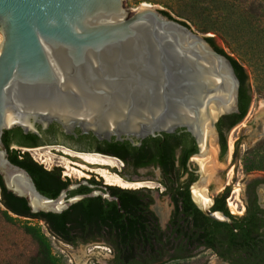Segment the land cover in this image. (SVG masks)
<instances>
[{"label": "water", "instance_id": "1", "mask_svg": "<svg viewBox=\"0 0 264 264\" xmlns=\"http://www.w3.org/2000/svg\"><path fill=\"white\" fill-rule=\"evenodd\" d=\"M0 34V178L30 214H60L99 194L119 201L96 191L66 197L78 185L54 199L41 195L9 161L5 131L39 136L38 126L56 124L67 135L109 141L187 128L198 148L191 200L206 217L231 224L211 210L210 195L226 157L215 124L238 113L240 83L205 34L155 7L134 9V0H0Z\"/></svg>", "mask_w": 264, "mask_h": 264}, {"label": "trees", "instance_id": "2", "mask_svg": "<svg viewBox=\"0 0 264 264\" xmlns=\"http://www.w3.org/2000/svg\"><path fill=\"white\" fill-rule=\"evenodd\" d=\"M178 1L181 8L175 14L185 20H191L193 23L195 22L193 18L195 9H202L204 1L208 4V0ZM255 2L264 4V0L244 1L251 6L255 5ZM160 11L172 18L166 11ZM207 14L208 12L205 10L198 26H214L207 19L209 17ZM221 16L226 22L233 25L240 23L242 26H255L257 23H261L264 18L262 12L252 16L246 12H242L238 16L222 13ZM179 22L188 26L184 21ZM202 31L210 32L212 30L204 28ZM205 39L217 52L226 56L234 68L240 83L239 108L241 113L237 120L241 119L247 112L251 100L248 74L233 58L227 56L214 45L213 37H206ZM262 81L264 83V77ZM13 138L36 139V135L23 134L20 128L5 131L2 142L8 151V159L14 165L28 172L41 195L51 199L57 194L59 195L61 191L48 192L51 188L59 187L62 184L53 173L43 171L41 165L34 162L28 154L22 155L19 150H9ZM93 139L95 138L93 137ZM222 151L223 154L226 152V144H224ZM257 157L259 158L258 164L264 161V154L260 155L257 152L253 154L254 160L250 162L254 163ZM148 163L142 162L139 165H147ZM261 167L264 168V165ZM261 182L264 181L261 180ZM112 190L109 196L117 198L119 205L115 200L110 201L99 195L85 198L60 214L39 213L32 215L29 213L25 200L7 192L0 178V224L6 231L4 237L8 236V233L12 235L14 231L20 232L21 236L27 238L35 246V250L31 253H14L13 248L16 246V242L21 243L22 241L5 237L7 239L4 241L9 243L8 250L6 248L0 250V264H61L58 259L51 256L47 239L36 232L38 230L19 224L13 216L44 221L46 230L52 237L72 246L78 243L102 242L114 252V259L111 264L149 263L167 255L169 249L174 247L175 241L179 239L180 245L184 244V246L193 241L204 242L208 247L216 244V247L213 248L214 251L218 252V256L222 260L230 261V264H264V232L260 231L261 224L256 222L257 214L264 213L256 206L252 209L247 208L243 216L235 217L228 212L224 203L221 206L216 205L214 209L228 217L231 221L229 224L211 220L193 204L196 211L194 226L187 227L186 223L185 227L180 226L178 229H173L172 234L176 233L173 238L172 234H167L158 227L156 218L146 209L144 200L148 198V195L143 189L122 190L113 188ZM78 192L86 194L88 189L84 186ZM188 255L190 254L185 256L183 254L171 255V259H185Z\"/></svg>", "mask_w": 264, "mask_h": 264}, {"label": "rangeland", "instance_id": "3", "mask_svg": "<svg viewBox=\"0 0 264 264\" xmlns=\"http://www.w3.org/2000/svg\"><path fill=\"white\" fill-rule=\"evenodd\" d=\"M245 0H208V4L202 3V9H195L194 20H185L178 17L175 12L179 10L180 2L178 0H134V9L140 6H151L159 10L166 11L172 18L178 21H184L189 28L198 34H205V37H213L214 45L221 49L227 56L233 58L241 65L248 74V84L250 87V104L246 115L240 125L230 130L226 135V157L223 164L221 175L216 179L217 183H213V196L218 191V188L227 183L230 188L227 196L231 199L225 200V206L229 213L235 217H240L244 214V187L246 182L253 178H259L264 181V161L258 164L259 158L254 160L253 154H264V115L260 114L261 102L264 100V18L261 23L255 26H242L239 24H231L223 20L222 13L225 15L236 14L238 16L242 12L248 15L262 14L264 15V4L255 2V5L244 3ZM219 2V3H217ZM222 3V4H221ZM205 7H207L205 9ZM208 12V20L214 26H198L203 18V12ZM196 22H199L196 24ZM208 28L212 31L203 32L202 29ZM2 34H0V42ZM19 150V152H27L31 159L43 168L52 169L59 168L61 172L68 174L66 179L74 185L79 179V175L74 170L81 173L89 174L84 169L72 165L69 162L79 163L77 160H67L65 155L71 153L65 150V155L61 152H56L47 147L37 148H17L16 146L9 147L11 150ZM49 151V152H48ZM69 151V152H68ZM63 157V158H62ZM199 159V158H197ZM197 161V160H196ZM85 166V164H81ZM259 165V166H258ZM261 165V166H260ZM57 166V167H56ZM61 166H65L61 167ZM87 167V166H85ZM67 168V169H66ZM73 168V170H71ZM154 177L158 178V170H151ZM62 176V175H61ZM98 179L104 183V180ZM146 189L151 191L154 204L153 208L158 214L162 225L165 224V216L170 206L167 197L158 196V191L162 188L157 181L147 183ZM135 187L140 185H134ZM226 187V186H225ZM141 188V187H139ZM264 188V182H263ZM224 190V189H223ZM221 190L218 194H220ZM261 200L264 199L263 190L259 189ZM229 200V201H228ZM227 201L231 203L228 206ZM19 224L27 225L42 234L48 241L51 256L58 259L61 264H111L112 254L109 248L96 242L78 243L74 246L68 245L54 237L46 230L42 220L35 218L16 217ZM5 229L0 224V250L6 248L8 250L7 238H14L16 246L13 248L14 253H31L35 250L34 244L30 243L27 238L21 236L20 232H12V235L5 236ZM12 236V237H9ZM5 238V239H4ZM165 264H226L220 260L213 251L203 250L194 252L188 255L187 258L167 262Z\"/></svg>", "mask_w": 264, "mask_h": 264}, {"label": "flooded vegetation", "instance_id": "4", "mask_svg": "<svg viewBox=\"0 0 264 264\" xmlns=\"http://www.w3.org/2000/svg\"><path fill=\"white\" fill-rule=\"evenodd\" d=\"M240 113L241 110L239 108L238 93V113L223 116L215 124L220 148V156L223 155L222 150L224 144H226L227 133L240 125L246 115L245 113L241 119L237 120ZM37 128L39 136H36V139L13 138L12 145H10V147L16 146L17 148L23 149L47 147L55 150L56 152H61L63 155H65V151L63 149L69 150L73 154H81V152H86L88 154L96 153L92 155H98L115 161V165L113 167L96 168L98 170H105L108 174L115 176L121 182L127 184L126 187H123L118 184H107L105 181L102 183L98 177L101 179L103 178L96 173V171H94L96 169L93 170L94 172H92L91 169H87L86 172L89 174L84 175V177L82 176V179L78 180V182L74 184L78 186L73 190L67 191L66 197L86 195L92 191L110 195L113 188L122 190L143 189L148 195V198L144 200L146 209L156 218V224L162 231L167 234H172L173 229H178L180 226L185 227L186 223L188 225L187 227L194 226L196 211L190 196V186L199 178V175L196 173V165L190 161V158L198 152V148L194 135L187 128H176L173 132H162L155 137L148 136L139 140H129L125 138L122 140H116L112 137L109 141L93 139L91 135H82L77 130H74L73 135H67L56 124H50L44 130L39 126ZM11 150H13V148H11ZM24 153L28 154L27 152H20L22 155ZM65 156L68 157L65 158L67 160H76L69 155ZM142 162L149 163L147 165H139V163ZM61 167L65 168V166ZM41 168L45 172L53 173V175L58 178L59 182L62 183L59 187L51 188L48 192L51 193L56 190L60 192L71 185V181L64 178L67 177L68 174L64 172L62 173L59 168L46 169L42 166ZM154 168L158 170V178L154 177L151 172ZM71 170H73V168H71ZM80 178L81 177H79V179ZM261 180L262 179L259 178H253L246 182L243 198L244 214L246 213L247 208L252 209L254 206L264 213V199L261 200L258 192L259 189H262L264 194L263 183ZM155 181H157L162 187L158 191V196L167 197L168 204L170 206V209L165 216L164 225L161 224L158 214L153 208L154 200L151 196V191L145 188L148 187L146 185L147 183H153ZM82 182H85L86 184H81ZM134 185L140 186L135 187ZM227 185L228 184L225 183L224 186L220 187L221 189L218 188L215 196L210 195L214 200L211 210H216L214 207L216 205L221 206L222 203H224L225 206V200L231 199V196H227L230 190ZM84 186L88 189V193H79L78 190H81ZM221 190L223 191L218 194ZM56 196L54 198H56ZM228 201L227 204L229 203ZM256 222L261 224L262 227L260 231L264 232V214H257ZM172 235L174 238L176 233H173ZM95 242L103 244L102 242ZM214 247H216V244L212 247H208V245L204 242L197 241L189 242L186 246H184V244L180 245L179 239L175 241L174 247L169 249L167 255L154 259L146 264H165L167 262L181 260V258L171 259V255L183 254L185 256L186 254H192L203 250L213 251L214 254L222 260L218 256V252L216 253V251H214ZM110 252L113 260L114 252L111 250ZM222 261L230 264V261Z\"/></svg>", "mask_w": 264, "mask_h": 264}, {"label": "bare ground", "instance_id": "5", "mask_svg": "<svg viewBox=\"0 0 264 264\" xmlns=\"http://www.w3.org/2000/svg\"><path fill=\"white\" fill-rule=\"evenodd\" d=\"M140 7H147V6H140ZM260 111H262V112H260V114L264 115V100L261 102ZM68 154H69V156L75 158L79 163L85 164V166H87V167L82 166V165H80L79 163H76V162H69L70 164L78 166L81 169H84V171H86L87 169H91L92 172L96 171V173H98L107 184H118L120 186L126 187L127 184L121 182L115 176L108 174L105 170H98L97 169L98 167H101V168H103V167H113L115 165V161L114 160L109 159V158H104V157H101V156H98V155L85 154V153L84 154L68 153ZM200 159L201 158L196 159L197 162ZM94 169H96V170H94ZM74 170L77 172L79 177H82V176L84 177V175H87V174L81 173L80 171H78L76 169H74ZM213 183L216 184L217 180H215ZM195 187H196V185H194L192 187L191 192H192L193 199L196 201L195 195H194V192H193V188H195ZM220 187H221V185H220ZM230 205H231V203H228V206H230Z\"/></svg>", "mask_w": 264, "mask_h": 264}]
</instances>
